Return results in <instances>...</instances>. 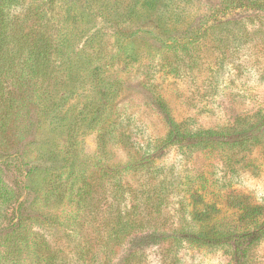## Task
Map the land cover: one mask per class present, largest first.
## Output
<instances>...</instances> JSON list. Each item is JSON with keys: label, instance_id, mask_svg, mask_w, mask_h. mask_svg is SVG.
<instances>
[{"label": "rangeland", "instance_id": "1", "mask_svg": "<svg viewBox=\"0 0 264 264\" xmlns=\"http://www.w3.org/2000/svg\"><path fill=\"white\" fill-rule=\"evenodd\" d=\"M229 1L175 0L181 11L162 18L143 8L118 18V34L81 4L69 23L61 9L48 76L0 81L1 179H23L13 170L21 155L34 190L21 233L71 256L120 209L169 235L139 264H264V8L220 6ZM174 132L253 137L190 146L168 143ZM51 186L60 194L46 195ZM6 229L0 264H37L29 235ZM257 231L238 262L231 246L200 239Z\"/></svg>", "mask_w": 264, "mask_h": 264}, {"label": "trees", "instance_id": "2", "mask_svg": "<svg viewBox=\"0 0 264 264\" xmlns=\"http://www.w3.org/2000/svg\"><path fill=\"white\" fill-rule=\"evenodd\" d=\"M174 1L0 0V81L6 75L8 76L12 73L18 74V79L23 81L35 76H37V79H45L53 63L54 52L59 47L54 40V35H59L60 26H62L63 22L74 21L70 20L75 18L73 10L80 4V8H77V10L80 9L83 14L89 12L92 17L101 18L113 33L118 34L122 33L119 25L121 21H118L119 17L123 18L122 20L129 19L137 15L143 8H147V10L154 11L158 18H162L172 12L181 11ZM252 2L257 4L259 9L264 8L263 0H230L229 3L221 4L220 6L227 8L248 7V4H252ZM159 4H162L160 8H158ZM61 9L71 12L67 14L66 20ZM119 10H122L124 14L118 15ZM156 20L158 21L157 18ZM166 30L168 31L165 28L163 32L166 33ZM133 34H136V31L130 35ZM0 95H2L1 85ZM251 137H253L252 133H240L233 136L225 134L214 135L212 133L182 136L178 132H174L169 136L168 143L176 145L186 143L190 146H197L205 142H243ZM15 156L13 170L23 179H16L11 185L1 179L0 175V202L2 206L4 205V208L0 210V230L6 229L2 225V220H5L9 227V229H6L7 231H11L12 234L16 233V236L21 239L29 235L25 242L30 239L29 243L34 250L32 254L37 264H139L141 256L149 243L160 244L169 237L166 232L136 226L135 221L129 220L125 213L122 214L120 212V209L113 210L105 230H100L98 236L91 240L85 238L80 244L73 245L71 256L56 251L45 238L32 230L28 231L26 235L21 233L23 232L24 222L30 220L31 215L35 213L33 204L26 202V198L31 193H34V190L28 164L23 161L24 157L21 155L15 154ZM52 192L55 196L60 194L59 191H54L51 186L50 190H46V195ZM76 195L83 204H86V200L87 203L90 202V198L86 197L89 192L84 189L81 191L77 189ZM19 196L22 198L21 200L16 199ZM71 232L68 233V237L71 234L76 235V231L73 230ZM260 232L227 235L216 238V240L201 237L200 239L204 243L231 246L236 262H238L240 257L242 258L244 247L258 236ZM181 234L189 235V232L186 233L183 229L176 236H172V240L177 243L183 242L185 239ZM8 235L5 234V236ZM90 235L91 232L89 233ZM117 255L118 258L116 257ZM113 259H116L115 263H113Z\"/></svg>", "mask_w": 264, "mask_h": 264}]
</instances>
